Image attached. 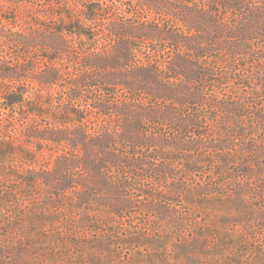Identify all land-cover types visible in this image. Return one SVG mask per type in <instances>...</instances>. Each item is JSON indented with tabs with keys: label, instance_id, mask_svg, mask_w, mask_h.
<instances>
[{
	"label": "trees",
	"instance_id": "16d2710c",
	"mask_svg": "<svg viewBox=\"0 0 264 264\" xmlns=\"http://www.w3.org/2000/svg\"><path fill=\"white\" fill-rule=\"evenodd\" d=\"M263 154L264 0H0L1 264L190 233ZM26 201L42 240L14 239Z\"/></svg>",
	"mask_w": 264,
	"mask_h": 264
},
{
	"label": "rangeland",
	"instance_id": "374dc122",
	"mask_svg": "<svg viewBox=\"0 0 264 264\" xmlns=\"http://www.w3.org/2000/svg\"><path fill=\"white\" fill-rule=\"evenodd\" d=\"M263 162L264 154L254 167L259 164L264 168ZM261 182V177L258 178L256 174L228 175L225 189H233L234 194L231 192L232 196L228 201L216 203L217 206L212 210L210 207L196 206L199 217L193 223L190 233H185L184 229L176 232L173 228L174 231H170V224L166 219L156 225L158 230L151 229L150 234L141 231L140 237L144 246L140 248L113 243L109 249L106 244L100 245V239L92 244L90 238L86 237L82 238V246L79 248L69 242L67 248L58 251L56 259L49 252L40 253L37 245V251L30 252L36 253L39 260L34 258L21 264H139L140 256L135 253H145L148 249L160 250L163 248L160 247L163 241L174 255L166 264H264V187L261 189ZM253 188L254 191H251ZM242 195H245L248 202L242 200ZM20 206L23 211L20 214L24 216L19 226L14 229L17 232L14 235L15 240L18 237L42 240L45 238L44 231L53 230L52 224L36 215H39V204L26 201ZM17 214L19 215L18 212L13 213L14 216ZM124 236L120 233L116 239L120 241L119 237ZM170 236L172 237L169 238ZM3 239L0 236V240ZM176 239L182 245L181 248L175 246ZM202 242L212 245L208 254L199 252L198 245Z\"/></svg>",
	"mask_w": 264,
	"mask_h": 264
}]
</instances>
